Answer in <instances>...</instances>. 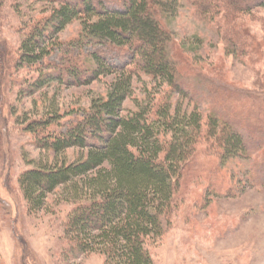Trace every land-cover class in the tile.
I'll return each mask as SVG.
<instances>
[{"label": "trees", "instance_id": "obj_1", "mask_svg": "<svg viewBox=\"0 0 264 264\" xmlns=\"http://www.w3.org/2000/svg\"><path fill=\"white\" fill-rule=\"evenodd\" d=\"M41 1L52 6L24 27L14 57L17 69L40 66L36 76L22 80L25 91L35 93L54 82L83 86L112 78L105 93L71 108L69 114L54 110L34 118L18 116L36 147L55 157L53 163L30 161L33 165L18 177L21 194L28 210L36 212L57 188L71 187L73 196L80 194L72 200L65 228L71 250L98 252L104 264H155L152 246L164 236L174 196L188 175L203 184L213 174L221 177L231 160L252 157L253 166L261 161L255 168L264 171V107L258 102L264 97L231 85L225 91L217 86L201 102L207 111L198 107L204 98L186 85H199L193 76L202 79L203 74L183 54L173 58L180 43L165 24L183 0ZM187 2L224 42L227 56L261 74L263 48L241 14L250 15L264 0ZM77 20L81 28L71 38V48L99 50L90 51L81 64L65 56L68 62L54 69L44 60L62 48L59 33ZM182 44L178 48L196 58L198 50ZM103 47L122 53L126 60L119 65L108 62L100 53ZM141 74L151 78L156 89L143 100L133 96V81ZM201 81V92L208 90L207 80ZM128 99L133 108H126ZM201 141L205 145L198 151ZM70 148L78 150L71 161L63 157ZM201 156L211 159L199 162ZM250 173L240 178L227 174L228 186L222 180L215 183L214 194L258 184Z\"/></svg>", "mask_w": 264, "mask_h": 264}, {"label": "rangeland", "instance_id": "obj_2", "mask_svg": "<svg viewBox=\"0 0 264 264\" xmlns=\"http://www.w3.org/2000/svg\"><path fill=\"white\" fill-rule=\"evenodd\" d=\"M51 6L41 0H0V264H104L98 252L77 253L71 250L67 240L65 228L74 206L72 200L80 198V194L76 197L71 194V187H59L48 195L43 209L31 212L19 188L18 177L33 165L30 161L53 163L55 157L36 147L33 134L25 130L18 116L34 118L54 110L69 114L71 108L87 105L92 97L105 93L112 78L104 76L83 86L54 82L35 93L24 89L22 80L36 76L40 66L17 69L14 57L25 33L24 27L44 16ZM241 16L264 52V6ZM165 24L172 30L177 45L185 42L187 48L198 50L195 58L190 52H182L179 44L173 46L176 47L173 58L178 60L183 54L203 74L202 79L193 76L195 82L201 85V80H207L208 90L202 92L199 85H186L191 91L201 93L204 100H200L198 107L204 113L207 107L201 102L208 100L217 86L225 91L231 85L264 97V61L258 74L240 59L227 56L224 42L194 15L187 0L181 2L178 12ZM80 26L78 20L73 21L59 33V39L65 44L45 58L46 64L57 68L68 59L81 64L90 51L99 50L98 46L71 48V38L78 36ZM196 38L203 42L198 43ZM100 53L115 65L126 60L122 53L108 47L100 48ZM153 85L151 78L141 74L133 81V96L143 100L148 92L156 91ZM258 102L264 107L262 100ZM125 106L133 108V101L128 99ZM239 129L244 133V129ZM204 145L201 141L198 151ZM77 155L78 150L70 148L63 157L71 161ZM207 158L201 156L197 160L211 159ZM253 159L231 160L221 177L213 174L203 184L187 176L174 196L168 228L152 246L155 264H264V171L255 168L261 161L253 166ZM212 160L219 163L216 158ZM246 172H251V181L256 180L258 184L235 185L228 194H214L215 183L222 180L225 188L228 186L227 174L240 178Z\"/></svg>", "mask_w": 264, "mask_h": 264}]
</instances>
